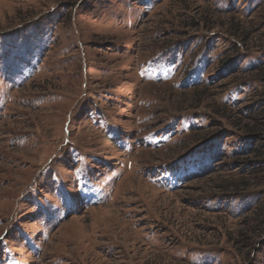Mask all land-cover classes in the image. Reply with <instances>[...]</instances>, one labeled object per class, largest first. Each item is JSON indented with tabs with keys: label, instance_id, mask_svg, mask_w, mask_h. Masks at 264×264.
I'll return each instance as SVG.
<instances>
[{
	"label": "rangeland",
	"instance_id": "374dc122",
	"mask_svg": "<svg viewBox=\"0 0 264 264\" xmlns=\"http://www.w3.org/2000/svg\"><path fill=\"white\" fill-rule=\"evenodd\" d=\"M0 264H264V0H0Z\"/></svg>",
	"mask_w": 264,
	"mask_h": 264
}]
</instances>
